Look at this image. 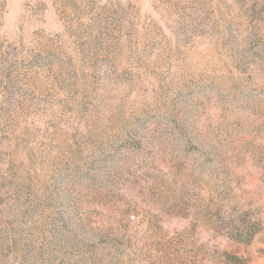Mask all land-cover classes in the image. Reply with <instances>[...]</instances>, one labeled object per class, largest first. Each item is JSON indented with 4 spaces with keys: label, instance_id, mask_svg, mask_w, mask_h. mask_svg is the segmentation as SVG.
Instances as JSON below:
<instances>
[{
    "label": "rangeland",
    "instance_id": "obj_1",
    "mask_svg": "<svg viewBox=\"0 0 264 264\" xmlns=\"http://www.w3.org/2000/svg\"><path fill=\"white\" fill-rule=\"evenodd\" d=\"M0 264H264V0H0Z\"/></svg>",
    "mask_w": 264,
    "mask_h": 264
},
{
    "label": "trees",
    "instance_id": "obj_2",
    "mask_svg": "<svg viewBox=\"0 0 264 264\" xmlns=\"http://www.w3.org/2000/svg\"><path fill=\"white\" fill-rule=\"evenodd\" d=\"M234 259V258H233ZM234 261V260H233ZM235 261H237V260H235Z\"/></svg>",
    "mask_w": 264,
    "mask_h": 264
}]
</instances>
